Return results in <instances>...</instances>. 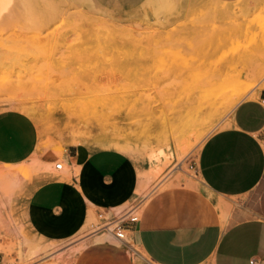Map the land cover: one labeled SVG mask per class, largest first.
I'll use <instances>...</instances> for the list:
<instances>
[{
    "label": "rangeland",
    "instance_id": "obj_1",
    "mask_svg": "<svg viewBox=\"0 0 264 264\" xmlns=\"http://www.w3.org/2000/svg\"><path fill=\"white\" fill-rule=\"evenodd\" d=\"M4 1L0 113L29 115L55 151L113 148L157 181L175 174L195 185L207 137L239 102L264 94V0H163L164 9L160 0ZM182 116L196 126L170 136ZM107 138L129 149L96 147ZM31 163L20 166L25 178L38 170ZM22 197L12 178L0 180L7 264H70L69 254L58 255L65 245L39 242V254L25 245L23 254L22 241L32 238L21 224ZM94 225L106 233L99 220Z\"/></svg>",
    "mask_w": 264,
    "mask_h": 264
},
{
    "label": "crops",
    "instance_id": "obj_2",
    "mask_svg": "<svg viewBox=\"0 0 264 264\" xmlns=\"http://www.w3.org/2000/svg\"><path fill=\"white\" fill-rule=\"evenodd\" d=\"M262 99L260 92L239 102L207 137L195 185L175 174L157 181L113 148L55 151L29 115L1 112L0 180L12 178L24 193L19 213L32 242L22 241L23 254L25 245L39 254L40 242L65 245L58 255L69 254L70 264H264ZM29 162L38 170L25 178L20 166ZM131 210L137 221L126 222L124 241L91 230L98 214L125 221ZM7 262L0 253V264Z\"/></svg>",
    "mask_w": 264,
    "mask_h": 264
},
{
    "label": "bare ground",
    "instance_id": "obj_3",
    "mask_svg": "<svg viewBox=\"0 0 264 264\" xmlns=\"http://www.w3.org/2000/svg\"><path fill=\"white\" fill-rule=\"evenodd\" d=\"M3 1L4 0H0V9L2 10V6H3ZM7 1V0H6ZM158 1V0H157ZM5 2V1H4ZM8 2V1H7ZM160 2L162 3V9H164V5H163V0L161 1L160 0ZM166 4H168V1H167V3ZM5 5V4H4ZM161 6H160V8H161ZM4 7L5 6H3V10H4ZM1 12V11H0ZM234 13H236V11L234 12ZM231 14V13H230ZM236 14H238V12L236 13ZM239 15V14H238ZM222 17V16H221ZM227 18H228V16H227ZM230 18V17H229ZM232 18H233V16H232ZM223 19V18H222ZM239 20V19H238ZM239 27H240V24L239 23H237V25H236V28L237 29H239ZM227 75V74H226ZM235 76V75H234ZM193 101V100H192ZM180 106V105H179ZM196 109V108H195ZM28 113H30L31 115H33L35 118H38V115H37V113H36V111L34 110V109H27L26 110ZM39 114V113H38ZM188 116H186V117H181L180 118V120L174 125V126H172V128H171V130H170V132H169V134H170V136H178V137H184L185 136V134H186V132H188L189 130H192L195 126H196V123H195V121L192 119V117L191 118H187ZM203 117V116H202ZM171 119H173V118H171ZM199 120V119H198ZM174 121V120H173ZM200 122V121H199ZM167 124H169V123H167ZM166 124V125H167ZM171 124V123H170ZM201 124V123H200ZM170 126V125H169ZM168 125H167V127H169ZM205 126V125H204ZM192 135V134H191ZM161 137V136H160ZM164 137V136H163ZM166 138H171V137H166ZM89 140V139H88ZM87 140V141H88ZM159 140V139H158ZM86 141V142H87ZM73 142V141H72ZM79 142H80V140H79ZM183 142V141H182ZM94 143V142H93ZM97 146H115V147H119V148H124V149H129L128 148V143L127 142H125V140H124V142L122 141V142H120V141H110V140H108V138L107 139H102V140H98L97 142H96V147ZM186 180V179H185ZM108 234V233H107ZM110 235V234H109ZM100 237H102V235H100ZM103 237H104V235H103ZM105 238V237H104Z\"/></svg>",
    "mask_w": 264,
    "mask_h": 264
},
{
    "label": "built area",
    "instance_id": "obj_4",
    "mask_svg": "<svg viewBox=\"0 0 264 264\" xmlns=\"http://www.w3.org/2000/svg\"><path fill=\"white\" fill-rule=\"evenodd\" d=\"M261 103L264 105V99L261 100ZM55 166L57 169H61L62 163H58ZM97 217H98V220L102 222L99 230H103L106 233H110L119 241H124L126 239V230H125L126 222L134 223L137 221V215L133 214V210L126 213L121 218V220L125 219V221H120V220L119 221H109V219H106L103 216V214H98Z\"/></svg>",
    "mask_w": 264,
    "mask_h": 264
}]
</instances>
